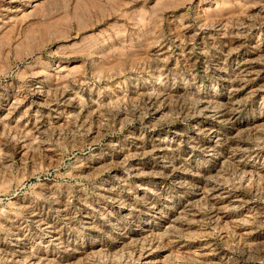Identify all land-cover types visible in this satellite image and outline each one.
<instances>
[{"label":"rangeland","instance_id":"obj_1","mask_svg":"<svg viewBox=\"0 0 264 264\" xmlns=\"http://www.w3.org/2000/svg\"><path fill=\"white\" fill-rule=\"evenodd\" d=\"M263 249L264 0H0V264Z\"/></svg>","mask_w":264,"mask_h":264},{"label":"bare ground","instance_id":"obj_2","mask_svg":"<svg viewBox=\"0 0 264 264\" xmlns=\"http://www.w3.org/2000/svg\"><path fill=\"white\" fill-rule=\"evenodd\" d=\"M244 224V223H243ZM264 250V249H263Z\"/></svg>","mask_w":264,"mask_h":264}]
</instances>
